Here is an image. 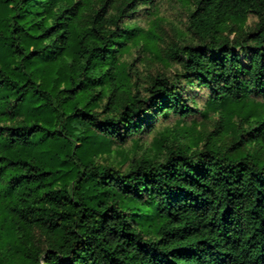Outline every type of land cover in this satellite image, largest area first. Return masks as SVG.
Wrapping results in <instances>:
<instances>
[{
  "label": "trees",
  "instance_id": "obj_1",
  "mask_svg": "<svg viewBox=\"0 0 264 264\" xmlns=\"http://www.w3.org/2000/svg\"><path fill=\"white\" fill-rule=\"evenodd\" d=\"M163 7L0 0V264H264V0H192L153 74Z\"/></svg>",
  "mask_w": 264,
  "mask_h": 264
},
{
  "label": "rangeland",
  "instance_id": "obj_2",
  "mask_svg": "<svg viewBox=\"0 0 264 264\" xmlns=\"http://www.w3.org/2000/svg\"><path fill=\"white\" fill-rule=\"evenodd\" d=\"M192 0H163V14L165 19L157 24L155 27L156 33V46L159 47V56L150 55V60L148 63L149 71L153 74L158 72H169L173 70L170 66H167L164 61L161 59L164 58L169 50V47L172 46L179 38L180 29L185 28L186 14L189 10V4ZM254 24V20L250 19L248 23H245L244 30H247L251 25ZM240 30L241 27L234 26ZM236 33H231L230 37L234 38ZM238 51L241 54V58L245 64L249 62L248 57L238 48ZM215 129L214 123L209 122L205 126H198V134L203 132H210ZM217 139L226 142L230 140V137L220 134L217 136ZM255 152L264 153V149L256 145L255 148H252ZM115 154V152L113 153Z\"/></svg>",
  "mask_w": 264,
  "mask_h": 264
}]
</instances>
